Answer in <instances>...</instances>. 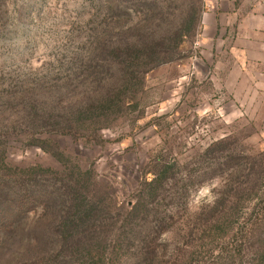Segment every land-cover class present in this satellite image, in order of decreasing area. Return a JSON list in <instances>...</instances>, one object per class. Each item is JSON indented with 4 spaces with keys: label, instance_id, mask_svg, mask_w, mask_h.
Masks as SVG:
<instances>
[{
    "label": "rangeland",
    "instance_id": "1",
    "mask_svg": "<svg viewBox=\"0 0 264 264\" xmlns=\"http://www.w3.org/2000/svg\"><path fill=\"white\" fill-rule=\"evenodd\" d=\"M203 9L0 0V264H264V91L214 77ZM74 179L110 209L89 252Z\"/></svg>",
    "mask_w": 264,
    "mask_h": 264
},
{
    "label": "crops",
    "instance_id": "2",
    "mask_svg": "<svg viewBox=\"0 0 264 264\" xmlns=\"http://www.w3.org/2000/svg\"><path fill=\"white\" fill-rule=\"evenodd\" d=\"M199 43L231 93L264 91V0H204ZM253 90V89H252Z\"/></svg>",
    "mask_w": 264,
    "mask_h": 264
},
{
    "label": "trees",
    "instance_id": "3",
    "mask_svg": "<svg viewBox=\"0 0 264 264\" xmlns=\"http://www.w3.org/2000/svg\"><path fill=\"white\" fill-rule=\"evenodd\" d=\"M192 21L193 16L191 17V19H189L188 22L192 23ZM133 27H137V25H134ZM159 62L161 61H154L155 65L159 64ZM146 70L148 69H145V71ZM62 130H64L63 132H72L71 128ZM73 184L77 185L78 181L74 179V181H71L69 185L70 190H72L68 194L70 198L68 204V214H70V212L71 214L68 218H66V220L64 219V221H62L63 223H61L63 227H68V229L70 230V235L67 238H64L63 242L66 241L68 243V248L71 249V252L79 250L85 251V248L88 249L89 252L93 249V243L96 242L98 239L102 238V236H100V233L104 232L105 230L107 231V229L112 226L111 221L109 222L97 220V216L101 211L105 212L106 209L110 211V209H108V206H105L104 204L101 205L102 208L101 206H97V204L92 201V199L87 193L80 191L78 189V186H75ZM216 221H218V219H212L208 221V224H212V222ZM147 251L150 255H144L145 257H142V259H140L141 261L139 260L137 264H145L147 263V261L152 260V258H154L155 253L151 254V252H155V250ZM166 262L168 264H174L173 261L166 260L165 263Z\"/></svg>",
    "mask_w": 264,
    "mask_h": 264
}]
</instances>
